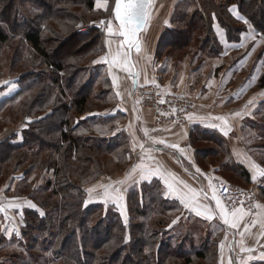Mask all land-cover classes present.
<instances>
[{
	"label": "rangeland",
	"instance_id": "obj_1",
	"mask_svg": "<svg viewBox=\"0 0 264 264\" xmlns=\"http://www.w3.org/2000/svg\"><path fill=\"white\" fill-rule=\"evenodd\" d=\"M105 2L107 10L98 7ZM114 4L115 0H0V26L8 35L7 43L0 42V264H83L75 257L77 241L85 247L87 264H159V243L182 254L176 257L168 252L161 264H186L188 258L192 264H264V178L250 166L253 162L264 167V0H255L254 7L249 3L242 7L240 0H154L151 19L139 35L141 51L132 50L131 71L109 67L102 59L108 54L109 40L113 52L119 44L117 37L107 33L109 21L113 27L118 25ZM199 12L207 15V25L196 18ZM195 27L201 34L193 33ZM37 28L43 32L51 60L66 65L61 77L69 101L78 93L90 94L86 112L72 120L77 127L71 134L92 143L107 137L123 142L120 149L83 150L91 158L74 151L70 159L86 175L73 173L78 178L71 182L82 181L83 186H72L68 200L82 201L85 209L98 206L85 231L80 225L84 211L77 213L72 202L67 207L65 194L53 193L54 184L46 186L48 179L56 178L53 169L44 166L56 152L53 142L60 139L58 126L64 117L57 102L60 89L56 84L47 87L53 69L25 39L29 29ZM78 29L86 34H77ZM174 36L179 43L166 46ZM203 39L214 50L202 45ZM185 41H189L187 50L179 48ZM41 75L47 78L44 82ZM149 87L167 98L188 97L194 103L189 117L198 111L202 120L218 127L214 131L219 134L211 132L213 139L204 132L188 133L189 118L184 126L160 122L156 106L144 101ZM106 117L108 122L95 123ZM218 117H225L227 126ZM156 125L183 130L178 146L184 147L183 160L169 145L173 143L155 142ZM162 135L159 141L164 142ZM25 140L23 151L2 147ZM204 149L210 150V156H205L207 151L204 155ZM142 163L158 168L164 178L154 174L142 179L140 169L128 178ZM59 178L58 184H67ZM165 178L179 190H185V184L202 190L199 203L212 207L214 218L206 219L186 207L168 189ZM223 184L239 193L238 202L221 194L218 188ZM106 185L119 189L123 199L106 200ZM213 188L230 212L243 208L248 213L236 228L220 219ZM136 193L145 203L143 213L133 199ZM165 198L175 207L165 210ZM48 199L60 208H42L40 203ZM32 210L53 214L55 227L64 225V233L53 234L42 227L30 216ZM113 218L123 225L118 227L124 243L111 234L110 228H117ZM71 229L77 236L69 241ZM140 246L142 251L137 250Z\"/></svg>",
	"mask_w": 264,
	"mask_h": 264
},
{
	"label": "trees",
	"instance_id": "obj_2",
	"mask_svg": "<svg viewBox=\"0 0 264 264\" xmlns=\"http://www.w3.org/2000/svg\"><path fill=\"white\" fill-rule=\"evenodd\" d=\"M254 1L255 0H253V1L252 0H240V6L243 7V6L246 5V3L247 4L249 3L250 5H252L251 7H254L255 6ZM214 4H218V2L216 1V2L213 3V5ZM89 5L91 7H93V5H92L91 2H90ZM208 5H209V2H208ZM203 7L206 9V12L209 10V8L205 4L203 5ZM209 7H210V5H209ZM223 9H224V7H223ZM256 9H258V8H256ZM220 10L222 12V8ZM198 15L199 16L196 17V18L198 20H201L202 19L203 21H206V25H207V23H208L207 15H205V13L202 14V12H199ZM193 26H195V25H193ZM191 27H192V25H191ZM191 27H189V28H191ZM95 28H97V26ZM97 29H99V28H97ZM193 30H194L193 33L195 31L200 33V31H201V29L198 28V27H195V29H193ZM209 30L211 31V29H209V27H208V31ZM41 31L42 30H40V28H37L36 30L29 29L26 32V34H25V39L28 41V43L31 45V47H33L35 50L39 51L44 56V58L46 59V64L48 63V65L52 67L53 72L55 73V75L54 76L51 75L52 81L47 84V87H50L51 86V87L54 88L53 85L56 84L57 88L60 89V92H58V95L59 96H58L57 102H59V105H61V106H58V107L61 108V110H62L61 116L64 117L61 120V122L59 123V126H58V128L60 130V135H59V138L60 139L56 140L55 143L53 142V144L55 146L56 152L55 153H52L51 152V156L49 157L48 161L45 163V166H44L45 168L53 169L56 178H54L55 179L54 181H53V178L48 179L47 180V183H46V186L50 187V185H53L54 184V190H53V193L54 194L64 193L65 196H66V206L68 207L69 204L72 202V200H68V198L72 195V192L70 191L71 188H72V186H76L77 189H80L83 186L82 181L76 180L77 182L80 183L78 185L73 184L72 183L73 181L71 182V180H73L72 179L73 177H77L73 173L79 174L81 178L86 175V172L84 170L83 171H80V168H79L80 166L77 164V162H74V163L71 162L70 159L72 157H75V153L77 152V153L80 154L83 150H86V149L91 150V149H94L95 147H98V148H100L102 150H106V151L109 150V149L110 150L120 149L121 146L123 145V142L122 141H118V139L111 140V139H113L112 137H107V138H104V139L99 140L100 142L92 143L91 140H89V142H86V138L84 139V137H82V136H74V135L71 134L72 131H74V129L77 127V126L72 125V120H73L75 114H84L86 112V110H87L86 107H87V104H88V101H89V95L90 94H89V92L82 93V94H79L78 93L77 95L72 96V97H74L73 100L69 101L70 97L66 93L65 83L63 82V78L61 77V73L64 72V70L66 69V65L61 60L60 61H56L55 59H52L51 60V58L49 56L48 48L46 46H44V44H43V42H44L43 41V35H42L43 32H41ZM78 33L86 34L85 32H80L79 29H78L77 34ZM81 34H79V35H81ZM183 34L184 33L181 32V34L178 35V38H180V36H183ZM200 34H199V36H200ZM206 36H207V34H206ZM192 38H193V36H191V39L190 40H192ZM207 41L208 40H206V39L205 40L204 39L201 40L202 45L204 44L205 47L207 45H210V44L207 43ZM0 42L1 43H7L8 42V35H7V33L4 32V30H3V28L1 26H0ZM168 42H171V43L169 44ZM188 42L189 41H187V42L185 41L183 43L180 42L181 44H180L179 48H182V49L185 48L187 50L188 49L187 48L188 47ZM166 43H168V44H166V46H168V45L169 46L170 45H173L174 46V45H177L179 43V41L174 36V38H172L171 40L166 41ZM209 49L210 50L213 49L212 45H210ZM31 73H33V72L31 71ZM42 77L43 76L41 75V79H43V82H44L47 78H44V77L42 78ZM68 83L69 82H66V84H68ZM262 85H263L262 87H264V76H263ZM49 93H50V91L48 92V94ZM110 117H112V116H110ZM110 117H106L104 119L96 120L95 123L108 122ZM198 132L201 133V132H203V130H199ZM207 134H209V137H211V138L214 139V136L211 134V132L210 133H207ZM218 142L221 144V140L218 141ZM26 143H27L26 140L24 142H22V143H17V144H11L10 143L11 146H9L10 145L9 143H3L2 144V147H7L9 149L13 148L14 150L23 151V149L25 148ZM74 151H76V152H74ZM206 151L209 152V153L206 154ZM201 152H202V150H201ZM1 153H2V149H1ZM8 153H7V155H8ZM84 153H85V151H83V156H81L82 158H91V156L90 157L88 156L89 155L88 152L85 155H84ZM203 153H204V155L206 154L205 156H210V155H208V154H210V150H208V149L207 150L204 149ZM54 154H57V155L54 156ZM36 155H37V153H36ZM58 155H59V157H58ZM78 160H80V157H79ZM92 160H94V158ZM81 164H82V162H81ZM85 167H86V165H85ZM85 167L84 168L82 167V168L85 169ZM63 169L65 170V172H64L65 175H63V173H62V170ZM69 170H71V172H69ZM70 173H71V176L72 177L70 176ZM58 176H62L63 177V180H65L67 182V184H60V183L58 184V182H60V180H61L60 178L58 179ZM60 186H62V187H60ZM149 191H148V193H149ZM79 193H83V191L81 192L79 190ZM80 195H82V194H80ZM157 196L159 197L158 193H157ZM133 199H134L135 203H137V207L139 206L138 209L140 208L141 209V212L143 213L144 208H145V203H144L143 199L141 197H139L138 194H137V196L136 195L133 196ZM54 202L56 203L54 205V207L51 206L53 202H50L49 199L46 200L45 203L42 202L40 204H41L42 208H46V207L50 208V207H53V210L57 211L58 208H60L59 207L60 204H58L56 201H54ZM163 203L165 204V207H164L165 210L166 209L169 210V209L175 207L174 201H172V200H170L168 198L163 199ZM57 204H58V206H57ZM72 204H75V206H73V207L76 208L77 213H79L81 209L84 211L83 213H85V215H83L84 216L83 219L80 220V225H82L83 230L85 231L86 228H87V226H88V224H89V216H90L91 212H93L94 210L98 209V206H91V208H88V209L86 208L85 209L84 206L82 205V201L81 202L80 201L79 202L77 201V203L76 202H72ZM29 213H30V216L33 218V220H36L38 223H40L42 227H48V230L52 231L53 234L54 233L55 234L58 233L59 235H62L64 233V232H62L63 231V228L65 227L64 225H61V226L59 225V227H55V225H54L55 217H54L53 214H50V215L49 214L42 215L41 212H38V210H32V211H29ZM111 220H114V218L111 219ZM42 223H45V224H42ZM113 223H114L113 225H117V226H115L117 228H115L114 230H112V228H110L111 234H113V237H116L115 238L116 241L117 240H121L120 243H124L123 242V239H122V234H121V231L122 230L119 229V227H118V226L121 227L122 224L119 223V222L117 223V220H114ZM34 227L37 228V226H34V225H30L29 226V228H34ZM55 228H57V231L55 230ZM73 229H71L70 230V233H68V235H69V237H68L69 241L71 239L76 238V236H77L76 235V229L75 230H73ZM61 232H62V234H61ZM122 233H123V231H122ZM29 234H31V233H29ZM66 237H67V235H66ZM70 237H73V238H70ZM156 240L157 241H160V240H158V238ZM100 244L101 243H98L97 244V247H99ZM170 245L171 246H174V245L176 246L175 243L174 244L173 243H170ZM157 246H158L157 247V250H159V252H158L159 255H161V254L163 255V256L161 255V258L158 257V259H159L158 263L159 264H161L162 259H165V256H167L168 252H169V254H174V255L176 254L175 255L176 257H182V254H179L177 251L174 250L175 248L170 249L171 248L170 246L163 245L161 243H159ZM74 248H75V253H76L75 254V257L77 258V260H79L80 263L87 264V259L85 257L86 256V252H85L84 245L81 242H78L77 241V245L75 243ZM168 248L170 250H166ZM137 250L138 251H142L143 248L140 246ZM196 254L198 255V257H204V254L201 253V252H197ZM186 264H192L191 258H188L186 260Z\"/></svg>",
	"mask_w": 264,
	"mask_h": 264
},
{
	"label": "snow or ice",
	"instance_id": "obj_3",
	"mask_svg": "<svg viewBox=\"0 0 264 264\" xmlns=\"http://www.w3.org/2000/svg\"><path fill=\"white\" fill-rule=\"evenodd\" d=\"M98 7L105 8L107 10V3L98 4ZM154 7V0H115L114 4V19L118 21V25L113 27L112 22L107 23V33L108 35L115 36L119 39V44L115 52L111 49L112 41H108L109 51L105 58H102L109 67H121L126 71H131V68L134 67L132 62V50L134 49L136 53H139L142 48L141 41L139 39V34L147 26L148 22L151 19L152 9ZM238 19L244 20V23L247 24L248 21L241 16H238ZM101 26H104V21H101ZM251 27V25H249ZM122 38V39H120ZM242 46V45H241ZM115 80V77H114ZM7 84L8 82H4ZM14 88L15 85L13 84ZM11 90V89H10ZM192 117L190 116L189 119ZM217 119L222 120L224 125L227 126V119L225 117H218ZM227 135V131L224 132ZM145 135H147V130L145 129ZM156 143H164L163 141H155ZM143 147V145H141ZM171 147H177L176 145H171ZM149 159L152 157L149 156ZM250 166L257 172V174L264 178V167L250 162ZM137 169H140V174L142 179H147L151 175H160L161 178H164V173L161 172L158 168L152 169L146 164L137 165L131 170L128 174V178H132V175L136 173ZM199 171V169L197 170ZM255 179V177H253ZM124 181H119L118 183H123ZM183 183V182H181ZM165 184L168 189L178 196L185 204L186 207H191L197 215L205 217L206 219H213L215 214L213 208L207 204L199 203V196L201 192H198L196 189L191 188L187 184L184 185L185 190H179L174 187L173 183H170L168 179L165 178ZM104 187V197L106 200L111 199L113 201H119L123 199L122 194L119 189L110 190L111 185H106ZM91 191V190H89ZM205 197L207 194H204ZM212 200L215 201V208L218 210V215L220 219L227 225L232 228H236L238 223L243 220L244 216L248 215L243 208H233L230 212L228 207L222 203L221 199L215 194V188H213ZM12 206V205H9ZM35 206V205H31ZM2 207V205H0ZM257 207H260L257 205ZM259 215V214H258ZM223 248V243L221 244ZM261 258H264V253H261Z\"/></svg>",
	"mask_w": 264,
	"mask_h": 264
},
{
	"label": "built area",
	"instance_id": "obj_4",
	"mask_svg": "<svg viewBox=\"0 0 264 264\" xmlns=\"http://www.w3.org/2000/svg\"><path fill=\"white\" fill-rule=\"evenodd\" d=\"M146 92H148L149 95H147L144 101L150 106H156L158 110L156 117L160 122H171L172 125H187L189 114H191L194 109L192 100L186 96L167 98L152 87L146 89ZM218 189L226 199L236 200L237 202L240 200L239 193L230 186L223 184L220 185Z\"/></svg>",
	"mask_w": 264,
	"mask_h": 264
},
{
	"label": "crops",
	"instance_id": "obj_5",
	"mask_svg": "<svg viewBox=\"0 0 264 264\" xmlns=\"http://www.w3.org/2000/svg\"><path fill=\"white\" fill-rule=\"evenodd\" d=\"M112 80H114L112 78ZM151 82V80H149ZM148 81V83H149ZM114 82V81H113ZM152 83V82H151ZM191 120L189 123V131L193 130L194 133H198L199 130H203L204 133H210V132H215L214 130L217 129L218 127L216 126H211L210 124L206 123L203 119V117L199 114V112H194L193 116H191ZM187 128V129H188ZM154 129H157V139L156 141H159L160 138V132L163 134L162 138L164 140V143H173V144H169V145H176L177 147H174V150L176 149V155H178L180 158L183 155L182 151L184 150V147H178L180 145V138L182 136L183 130H181L180 128H178L177 126L174 128H170L168 126H164V125H156V127ZM220 129V128H219ZM216 134L219 132H215ZM179 139V140H178ZM221 144L224 145L225 143L223 142V140H221ZM159 144V143H158ZM163 144V143H162ZM163 145H167V144H163ZM168 146V145H167ZM174 152V151H173ZM182 159V158H181ZM187 159V158H186ZM183 160V159H182ZM191 160V157H190ZM205 192V191H204ZM205 193H208L207 190Z\"/></svg>",
	"mask_w": 264,
	"mask_h": 264
},
{
	"label": "water",
	"instance_id": "obj_6",
	"mask_svg": "<svg viewBox=\"0 0 264 264\" xmlns=\"http://www.w3.org/2000/svg\"><path fill=\"white\" fill-rule=\"evenodd\" d=\"M145 28H146V27H145ZM145 28H144V30H145ZM144 30H142V31L140 32V34H141ZM140 34H139V35H140Z\"/></svg>",
	"mask_w": 264,
	"mask_h": 264
}]
</instances>
